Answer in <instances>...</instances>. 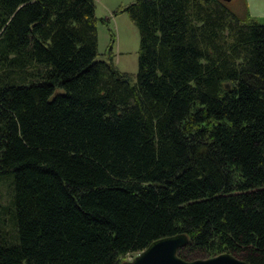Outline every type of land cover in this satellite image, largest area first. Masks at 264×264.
<instances>
[{"label":"trees","instance_id":"obj_1","mask_svg":"<svg viewBox=\"0 0 264 264\" xmlns=\"http://www.w3.org/2000/svg\"><path fill=\"white\" fill-rule=\"evenodd\" d=\"M137 74L94 0H0V264H264V25L245 4L134 0ZM5 192L6 195L3 193Z\"/></svg>","mask_w":264,"mask_h":264},{"label":"rangeland","instance_id":"obj_2","mask_svg":"<svg viewBox=\"0 0 264 264\" xmlns=\"http://www.w3.org/2000/svg\"><path fill=\"white\" fill-rule=\"evenodd\" d=\"M134 0H94L95 2V15L98 19H103L97 22V38H98V52L100 57L106 53L111 41V34L114 35V43L112 45V53L114 55V63L123 72L136 76L137 74V59L139 49V33L135 25L131 22L127 13H117L120 7H125L132 3ZM249 0H231L228 4L229 7L239 13L244 5L254 4ZM264 1L257 3V13H254V19L264 25ZM261 5V11L258 6ZM109 11H113L112 16ZM5 195L6 193L3 192ZM137 255H127L123 261L129 262Z\"/></svg>","mask_w":264,"mask_h":264},{"label":"water","instance_id":"obj_3","mask_svg":"<svg viewBox=\"0 0 264 264\" xmlns=\"http://www.w3.org/2000/svg\"><path fill=\"white\" fill-rule=\"evenodd\" d=\"M229 3L231 0H222ZM187 245V237L175 236L152 243L132 261L122 264H247L230 255H219L206 260L184 261L177 252Z\"/></svg>","mask_w":264,"mask_h":264},{"label":"crops","instance_id":"obj_4","mask_svg":"<svg viewBox=\"0 0 264 264\" xmlns=\"http://www.w3.org/2000/svg\"><path fill=\"white\" fill-rule=\"evenodd\" d=\"M251 1H252L254 4H252V6H251V4H248V8H249V10H250L251 15L254 16V13H257V12H256V10H254L252 7H254V8L257 9V3H258V2H262V1H264V0H249L248 2H251ZM262 5H263V7H264V3H263ZM258 10L261 11V5L258 6ZM109 13H110L112 16L115 15V14L113 15V11H109Z\"/></svg>","mask_w":264,"mask_h":264}]
</instances>
